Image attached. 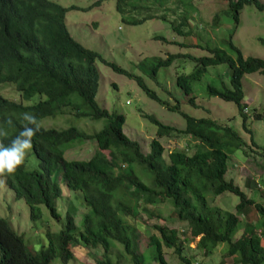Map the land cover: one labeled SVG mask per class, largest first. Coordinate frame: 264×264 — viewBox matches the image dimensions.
<instances>
[{
    "label": "trees",
    "instance_id": "1",
    "mask_svg": "<svg viewBox=\"0 0 264 264\" xmlns=\"http://www.w3.org/2000/svg\"><path fill=\"white\" fill-rule=\"evenodd\" d=\"M132 1L134 8L149 10L166 3L183 5L182 0L150 1L154 5H148L147 0ZM227 1L237 24L245 5L254 4L264 11L261 0ZM177 4L175 8L171 5L168 8H179ZM75 8L65 7L55 0H0V84H14L22 96V101L17 102L0 95V128L6 133L0 137V143H10L20 129L17 118L25 111L40 120L59 114L107 120L99 132L92 134L80 130L75 123L66 129L42 127L33 137L32 152L38 158V167L30 169L25 159L14 174H4L15 197L29 205L33 220L42 216L41 205H45L54 218H60L57 207V201L63 196L60 181L69 190L82 193L88 210L81 228L76 224L75 214L68 210L63 228L59 232L48 230V245L38 250L0 215V264H52L58 255L68 262L74 255L70 247L76 242L102 249L105 258L96 264H120L108 256L115 243L123 245L133 264H146L147 257L139 249V217L142 211L149 212L150 205L166 199L172 202L177 218L188 223V229L181 236L179 230L165 222L156 224V233L150 235L148 243L153 261L169 264L165 256V248H168L174 249L186 264H191L184 254V245L198 238V247L205 253L219 244L228 245L220 264H228L230 259L236 264H264V204L248 197L233 179L226 178L231 155L246 145L240 133L209 117L197 118L182 112L186 127L179 129L145 113L144 116L158 127L157 136L151 141V152L145 154L141 144L124 132L125 115L111 112L98 103L97 61L101 59L113 70L136 79L149 97L159 99L158 95L141 76L105 60L99 52L73 37L66 15ZM218 17H214L216 22ZM144 20L135 19L132 23ZM185 21L189 24L188 18ZM174 28L183 32L180 26ZM229 44L236 56L214 48L210 49L209 56L176 53L166 58L154 57L152 76H156L159 67H168L181 56L191 57L196 68L189 74L177 76V84L190 104L197 106L192 81L200 79L210 66L228 64L230 86L223 89L209 86V94L235 102L243 117L244 129L252 133L245 111L243 78L246 74L264 72V59L245 57L232 40ZM35 94L44 98L31 105L24 103ZM165 105L170 110H181L179 104ZM257 117L260 118V114ZM9 119L13 121L11 125ZM171 135L189 137L196 144L192 153L188 149L172 150L167 163L160 138ZM86 139L97 142L98 148L92 157L67 159L65 148ZM253 143L256 145L254 140ZM137 166L152 175L150 183L139 176ZM252 186L256 188L257 183L253 181ZM226 191L240 197L236 212L210 204L209 194L218 196ZM251 208L256 209L259 219L237 239L234 233L240 225V215L248 216Z\"/></svg>",
    "mask_w": 264,
    "mask_h": 264
},
{
    "label": "rangeland",
    "instance_id": "2",
    "mask_svg": "<svg viewBox=\"0 0 264 264\" xmlns=\"http://www.w3.org/2000/svg\"><path fill=\"white\" fill-rule=\"evenodd\" d=\"M65 7L75 6L66 15L67 26L75 39L84 46L93 49L110 62L116 63L125 70L141 76L148 87L157 93L159 99L147 95L136 79L113 70L101 59L97 61L100 71V85L97 101L111 112L123 113L126 117L124 132L138 141L145 154L151 152V141L157 136L158 127L144 114L155 115L165 124L179 129L186 127L185 112L191 116L209 117L222 124L230 125L237 130L246 145L236 149L229 160L228 180L233 179L248 197L264 204V72L246 74L243 78L245 98L248 109V127H243V117L238 105L218 96L209 94V86L226 88L230 86V69L228 64L213 65L200 79L192 81L193 94L197 106L190 104L188 96L177 84V76L189 74L196 68L191 57L181 56L168 67H159L153 77L154 57L166 58L169 54L184 53L196 57L209 56L210 49L221 48L236 56L229 41L239 47L245 57L255 56L264 59V11L254 4H248L241 10L237 24L227 0H182L183 5L165 4L156 9L134 8L132 0H55ZM147 0L148 5H154ZM181 1V0H179ZM264 2V0H261ZM169 9L168 6L175 8ZM155 7V6H153ZM182 7V8H181ZM218 21L214 20L215 16ZM188 18L189 24L185 21ZM135 19H145L139 24L132 23ZM180 26L183 32L174 27ZM160 37H165L161 39ZM179 43H185L181 45ZM0 95L22 101L21 93L12 83L0 84ZM44 96L35 94L30 100L31 105L39 102ZM170 106L179 104V110H170ZM260 114V118L257 117ZM45 128L66 129L75 123L86 133H97L106 124V119L92 120L83 116L77 118L70 114L45 117L41 120ZM256 145L253 143V140ZM165 147L164 159L169 162V153L175 149L193 152L195 140L179 135L160 138ZM245 147V148H244ZM98 145L94 139L77 140L65 148L67 159L85 160L92 157ZM30 169L38 167V158L31 151L26 157ZM136 167L139 176L150 183L152 175ZM146 169V168H145ZM259 178V182L257 181ZM257 187L252 186V182ZM63 196L57 201L60 218H54L45 205H41L42 216L36 220L31 217L30 207L24 199H17L11 190L4 174H0V215L7 218L13 228L22 234L26 242L35 250L48 245L47 231L59 232L65 223L68 210L75 214L77 226L80 228L87 212L81 192H74L60 181ZM211 205H218L226 211L236 212L240 197L226 191L218 196L208 195ZM148 211H142L139 228V249L147 257L146 264H159L151 259L148 248L149 237L156 233V224L165 222L169 227L179 230L180 235L186 234L188 223L180 221L175 208L169 199L150 205ZM259 219L255 208H251L248 216L240 215V225L235 230V238H239L245 229L257 223ZM198 238L185 243L184 254L191 264H220L227 244H219L210 253L198 247ZM73 257L64 262L58 255L52 264H96L105 258L100 248L87 247L76 242L70 247ZM120 264H133L126 254L123 245L115 243L108 255ZM165 256L169 264H186L174 249L165 248ZM228 264H236L230 259Z\"/></svg>",
    "mask_w": 264,
    "mask_h": 264
},
{
    "label": "clouds",
    "instance_id": "3",
    "mask_svg": "<svg viewBox=\"0 0 264 264\" xmlns=\"http://www.w3.org/2000/svg\"><path fill=\"white\" fill-rule=\"evenodd\" d=\"M17 119L20 123L19 131L7 145L0 143V174L11 175L16 172L33 148V137L43 127L42 121L32 112H22ZM12 123L9 119L8 124ZM3 136H6V133L0 128V137ZM257 181L259 182V178Z\"/></svg>",
    "mask_w": 264,
    "mask_h": 264
},
{
    "label": "crops",
    "instance_id": "4",
    "mask_svg": "<svg viewBox=\"0 0 264 264\" xmlns=\"http://www.w3.org/2000/svg\"><path fill=\"white\" fill-rule=\"evenodd\" d=\"M245 103H247L245 100H244Z\"/></svg>",
    "mask_w": 264,
    "mask_h": 264
},
{
    "label": "built area",
    "instance_id": "5",
    "mask_svg": "<svg viewBox=\"0 0 264 264\" xmlns=\"http://www.w3.org/2000/svg\"><path fill=\"white\" fill-rule=\"evenodd\" d=\"M245 111L247 112V109Z\"/></svg>",
    "mask_w": 264,
    "mask_h": 264
}]
</instances>
